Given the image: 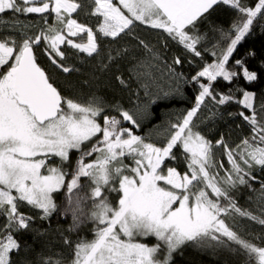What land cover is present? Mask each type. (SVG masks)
<instances>
[{
  "label": "snow or ice",
  "instance_id": "6c2138e0",
  "mask_svg": "<svg viewBox=\"0 0 264 264\" xmlns=\"http://www.w3.org/2000/svg\"><path fill=\"white\" fill-rule=\"evenodd\" d=\"M89 3L95 5L92 14L103 17L98 30L103 36L116 38L139 22L162 29L197 57L202 55L197 49L201 37L190 32L206 13L223 4L237 10L239 19L227 32L221 31L219 46H214L212 53L216 60L191 77L200 88L195 106L182 121L171 124L174 131L162 146H156L121 125L127 121L139 128L137 117L146 118L159 95L152 97L146 90L149 99L141 102L137 97L133 110L112 105L122 119L103 115L101 124L97 117L102 115L103 107L96 98L81 104L63 97L37 65L33 45L42 40L51 50L47 52L51 62L65 73L71 69L55 58L64 59L61 44L89 56L97 53L93 30L71 18L84 5L74 0H0V13L6 10L22 14L54 13L56 22L64 26L62 30L50 26L34 39L24 38L19 45L0 42V216L6 219L0 229V264H14L12 255L19 254L21 245L12 233L27 230L34 219L19 211L21 204L26 202L40 210V219H47L57 210L53 194L65 188L74 225L83 215L82 203L89 199L94 209L89 218L96 225L91 241L81 240L75 245L69 264H171L173 253L186 245L201 250L226 247L245 256V264L253 261L264 264V246L245 239L221 218L236 213L264 225V218L241 209L229 195V188L248 183L246 176L255 179L250 175L254 165L264 169V146H261L264 122L257 118L254 94L241 89L243 98L237 100L243 108L251 110V115L244 112L239 115L256 134L252 138L255 143L242 141L240 159L249 171L233 158L232 150L223 141H217L225 148L232 166L222 181H218L217 174L209 171L212 146L191 127L205 98L211 96L216 100L212 87L218 77L231 81L242 71L246 81L257 80V74L249 71L243 60L237 59L233 66L241 71H229L225 66L258 14L264 16V0H258L255 7L241 0H89ZM64 14H68L67 18ZM64 30L68 37L86 33L87 43H74L63 34ZM111 58L109 55L108 59ZM181 63L180 58L173 60V64ZM200 78L207 82H200ZM117 80L121 85L126 84L119 76ZM233 99L231 94H221L216 102L223 105ZM260 111L264 112V104ZM178 145L187 154V170L181 174L175 167H168L165 174L163 166L167 160L176 159L173 149ZM73 151L79 156L69 173L63 165H71ZM93 156L94 159L85 162ZM53 158H59L61 166H49ZM125 159H131L132 165L126 164ZM69 174L71 179L66 180ZM82 177L90 181V191L73 200V194L84 187ZM221 183L228 187H221ZM261 188L264 189V183ZM106 193L117 194L115 204ZM221 198L227 201L226 205L221 204ZM138 237H154L156 242L148 245ZM64 243L71 244L68 240ZM43 264L65 262L63 258L48 257Z\"/></svg>",
  "mask_w": 264,
  "mask_h": 264
},
{
  "label": "trees",
  "instance_id": "16d2710c",
  "mask_svg": "<svg viewBox=\"0 0 264 264\" xmlns=\"http://www.w3.org/2000/svg\"><path fill=\"white\" fill-rule=\"evenodd\" d=\"M74 2L81 3L84 7L74 12L71 18L95 32L100 25L97 15L92 14L95 5L89 3V0H74ZM241 2L249 7H255L258 0H241ZM64 15L67 18L68 15ZM45 17H47V23H45ZM2 18L4 25L2 38L8 43L15 42L16 45L21 44L24 38L34 39L35 36L47 31L50 26L57 30L64 29L63 25L56 22L54 13L39 16L35 13L22 14L9 10L5 11ZM238 19L237 10L221 4L214 6L197 22L196 28L190 34L201 37L197 44L201 57L189 53L183 45L172 40L162 29H153L139 22H135L131 31L127 29L116 38L96 34L97 53L91 56L64 44L60 47L65 54L64 59L55 58L60 64L71 69L68 73L63 72L62 68L51 62L47 55V52L51 50L43 40L33 45V53L37 65L63 97L81 104H87L93 98L100 102L103 113L97 117V121L101 124H103V115L122 119L113 110L112 105L119 104L126 110H133L137 97L141 102L149 99L145 96L146 90L152 97L159 95L160 99L157 103L150 106L149 115L146 118L137 117L140 122L139 128H135L127 121H123L121 126L131 128L135 135L145 138V142L162 146L170 132L174 131L171 129V124L182 121L187 111L195 106L200 88L199 83L193 81L191 77L205 65L216 60L212 53L214 46H219L221 31L227 32ZM63 34L67 36L66 30ZM52 55L55 56V53ZM109 55L111 59H108ZM175 58H180L182 63L173 64ZM237 59L243 60L248 70L257 74L256 81H246L242 71L233 67ZM225 67L229 71H241V75L234 77L231 81H224L222 77H218L217 81L213 82L212 92L216 95V100L221 94H231L234 99L221 105L211 96L206 97L191 124L193 132H198L212 146V167L209 171L217 174L218 181H222L232 166L228 162L225 148L217 144V141H223V144L232 150L233 158L245 171H249L248 166L240 159V152L244 147L242 141L248 139L250 143H255L252 138L256 134L239 115L240 112H244L245 115L252 114L250 109H245L237 103V100L243 98L241 89L254 94L253 103L257 110V118L264 122V112L260 111L261 105L264 104V16L258 14L250 26L249 33L237 45ZM118 76L126 82L125 85L120 84L117 80ZM200 82L207 81L200 78ZM165 93L168 95L165 96ZM92 142L95 143V141ZM173 152L176 154V159L166 161L163 166L164 172L166 174L168 167H175L183 174L187 170L185 160L187 154L179 145L174 147ZM78 156L79 153L76 151L71 153V165H63L65 171L71 173ZM94 158V156L86 158L85 162ZM126 160L131 166V159ZM52 162L56 166H61L59 158H53ZM250 175L255 179L246 176L248 183L243 185L237 183L235 187L229 188V195L241 209L264 218V189L261 188V184L264 183V169L254 165ZM70 179L69 174L66 180ZM81 184L84 187L73 194V200L77 196L82 197L89 193L88 178L82 177ZM220 186L228 187L223 183ZM111 195L118 199L116 193ZM67 196L66 188L53 194L57 210L44 220L40 219L42 215L40 210L33 209L26 202L21 204L19 211L34 219L27 230L12 233L21 245L19 254L12 255L14 264H25V261L30 264H43V260L48 257L53 260L63 258L65 264H69L75 245L81 240L93 239L96 225L89 218L94 210L92 201L89 199L82 203L83 215L80 216V222L74 225ZM220 202L223 205L227 204L224 198H221ZM221 218L245 239L264 246V225L236 213L222 215ZM5 223L6 219L0 216V229ZM65 240L70 241L71 244H65ZM149 242H153V239ZM233 247L236 246L233 245ZM245 259V256L239 252L229 251L226 247L201 250L186 245L173 253L171 264H245Z\"/></svg>",
  "mask_w": 264,
  "mask_h": 264
},
{
  "label": "rangeland",
  "instance_id": "374dc122",
  "mask_svg": "<svg viewBox=\"0 0 264 264\" xmlns=\"http://www.w3.org/2000/svg\"><path fill=\"white\" fill-rule=\"evenodd\" d=\"M114 2H118V0H114ZM72 14H74V13H72ZM71 14V15H72ZM66 15H68V14H66ZM97 15V17L99 18V20H100V25L103 23V17L102 16H100L99 14H96ZM100 25H99V27H100ZM99 27H97L96 29H95V32H93L94 33V35H96V34H98V35H101V36H103V34L102 33H99ZM127 30V29H126ZM125 30V31H126ZM124 33V32H123ZM122 34V33H121ZM120 34V35H121ZM66 35H67V32H66ZM68 39H72L73 40V42L74 43H87V35H86V33H82V34H80V35H78V36H76V37H68V36H66ZM103 37H105V36H103ZM110 38H113V37H110ZM76 41H78V42H76ZM66 44V43H65ZM64 44H61L60 45V47H62ZM68 47H70V46H68ZM74 49V48H73ZM75 50H77V49H75ZM78 51V50H77ZM79 52V51H78ZM80 53H84V52H80ZM84 54H86V55H88L87 53H84ZM89 56V55H88ZM194 118V117H193ZM93 141H95V140H93ZM126 164H128V165H130V163H127V160L125 159V161H124ZM130 162H132V161H130ZM49 166H56L55 164H53L54 162H52V160H50L49 162ZM43 171H45V174H46V170H43ZM162 183V182H161ZM108 196H109V199H110V201H112V203L113 204H115V202H116V200L117 199H115V197L113 196V195H111V193H108ZM137 239H139L141 242H144V243H146V244H148V245H152V244H154L156 241H155V238L154 237H138ZM150 239H153V242H149V240ZM148 242V243H147ZM160 258H162V255H161V257Z\"/></svg>",
  "mask_w": 264,
  "mask_h": 264
},
{
  "label": "flooded vegetation",
  "instance_id": "af4514ba",
  "mask_svg": "<svg viewBox=\"0 0 264 264\" xmlns=\"http://www.w3.org/2000/svg\"><path fill=\"white\" fill-rule=\"evenodd\" d=\"M34 6H39L38 4L37 5H34ZM7 11H9V10H6V12ZM36 14V13H35ZM47 14H49V13H43V14H36V15H39V16H45V15H47ZM2 17H4V13H0V19H1V22H0V42H3L4 41V39L2 38V36H3V27H4V25H3V23H2V21H3V18ZM10 44V46L13 44V43H9ZM7 69L5 68L4 69V71H6Z\"/></svg>",
  "mask_w": 264,
  "mask_h": 264
},
{
  "label": "bare ground",
  "instance_id": "6f19581e",
  "mask_svg": "<svg viewBox=\"0 0 264 264\" xmlns=\"http://www.w3.org/2000/svg\"><path fill=\"white\" fill-rule=\"evenodd\" d=\"M34 54V53H33Z\"/></svg>",
  "mask_w": 264,
  "mask_h": 264
}]
</instances>
